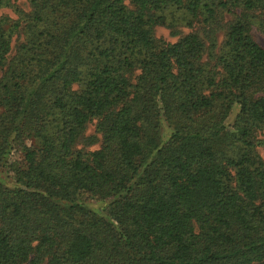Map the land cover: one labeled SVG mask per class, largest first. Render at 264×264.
<instances>
[{
    "label": "trees",
    "instance_id": "obj_1",
    "mask_svg": "<svg viewBox=\"0 0 264 264\" xmlns=\"http://www.w3.org/2000/svg\"><path fill=\"white\" fill-rule=\"evenodd\" d=\"M27 3L0 0V264H264V0Z\"/></svg>",
    "mask_w": 264,
    "mask_h": 264
},
{
    "label": "rangeland",
    "instance_id": "obj_2",
    "mask_svg": "<svg viewBox=\"0 0 264 264\" xmlns=\"http://www.w3.org/2000/svg\"><path fill=\"white\" fill-rule=\"evenodd\" d=\"M12 2L14 6H18L24 11H28L29 9L27 0H12ZM14 6L0 9V15H8L11 18H16L17 15L14 10ZM188 31H189L188 28L184 27L183 25H177L175 27H167L161 25V26H156L154 28V33L156 37L162 38L163 40L168 42L176 41L182 34H185ZM252 33L254 38L264 47V34L260 33L255 27L253 28ZM14 44H15V40H13L11 43L12 46L11 53L13 52ZM96 136H98V133L95 130V125L93 123L88 124L84 133V137L86 140L82 142L81 145L86 147L89 143L92 142V139L90 138L91 137L96 138ZM95 143L92 146L93 148L98 146V144ZM258 152L262 157V159L264 160V146L258 147Z\"/></svg>",
    "mask_w": 264,
    "mask_h": 264
}]
</instances>
